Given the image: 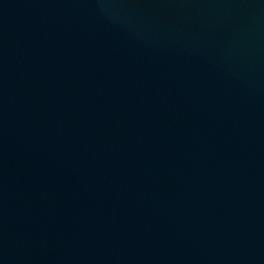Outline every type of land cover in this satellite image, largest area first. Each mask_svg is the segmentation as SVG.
I'll return each instance as SVG.
<instances>
[{"label": "water", "instance_id": "water-1", "mask_svg": "<svg viewBox=\"0 0 264 264\" xmlns=\"http://www.w3.org/2000/svg\"><path fill=\"white\" fill-rule=\"evenodd\" d=\"M0 264H264V0H0Z\"/></svg>", "mask_w": 264, "mask_h": 264}]
</instances>
